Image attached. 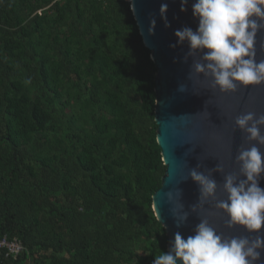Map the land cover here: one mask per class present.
Masks as SVG:
<instances>
[{"label": "trees", "instance_id": "16d2710c", "mask_svg": "<svg viewBox=\"0 0 264 264\" xmlns=\"http://www.w3.org/2000/svg\"><path fill=\"white\" fill-rule=\"evenodd\" d=\"M156 70L129 0H0V264H152Z\"/></svg>", "mask_w": 264, "mask_h": 264}, {"label": "clouds", "instance_id": "9594fccd", "mask_svg": "<svg viewBox=\"0 0 264 264\" xmlns=\"http://www.w3.org/2000/svg\"><path fill=\"white\" fill-rule=\"evenodd\" d=\"M130 11L135 12L134 3L129 0ZM187 0H181V12L186 10ZM168 5L159 8L161 18L166 19ZM192 16L197 27L177 29L174 36L178 44H187L188 58L193 59L191 72L211 80V87L221 93H233L237 88L264 84V60L256 59V35L264 30V0H195ZM167 26V25H166ZM155 27V19L150 21L149 33ZM171 45L170 47H175ZM202 53V55H201ZM180 85L178 91H185ZM235 127L246 134L252 146L238 150L236 163L238 173L224 175L222 191L226 199L214 204V209L227 217L226 227H238L247 236L225 237L209 222L205 205L216 201L218 188L213 173H223L217 164L207 174L199 171L200 165L191 168L190 179L198 187L197 203L190 206V212L202 218L193 229V234L185 238L181 232L174 234L167 253L155 256L152 264H259L264 252V188L259 186L264 178V115L253 112L235 118ZM173 200V193H165ZM179 195V192L176 193ZM189 211L173 209V221L177 228L188 220ZM254 237V238H250Z\"/></svg>", "mask_w": 264, "mask_h": 264}, {"label": "water", "instance_id": "95a60500", "mask_svg": "<svg viewBox=\"0 0 264 264\" xmlns=\"http://www.w3.org/2000/svg\"><path fill=\"white\" fill-rule=\"evenodd\" d=\"M131 2L135 5V12L131 11L133 19L156 70L153 89L155 138L165 171L160 188L151 197V207L168 238L166 252L177 231L187 238L202 218L190 212V206L197 203L199 192L198 187L188 179V173L197 164L200 165L198 170L205 174L217 164L224 169L223 173H213L218 188L216 201L205 205L206 211L212 213L208 216L209 222L225 237L249 235L238 227L227 228V217L216 211L214 204L226 199L222 191L224 175L238 173V150L249 148L254 143L248 142L246 134L235 127V118L247 112L264 115V84L237 88L233 93H221L211 87L210 79L191 72L193 59L198 60L199 54L184 62L188 46L186 43L178 44L174 32L184 27L196 29L197 21L191 11L195 0H187L183 12L180 10L181 0ZM162 3L168 5L166 19L159 14ZM152 19H155V27L150 34ZM255 48L257 61L264 60V30L257 33ZM180 85H185L186 90L178 91ZM261 133L264 134V128H261ZM261 151L264 152V148ZM259 186L264 188V178ZM168 192L173 193L171 202L165 195ZM179 205H183V211L190 214L186 223L177 228L172 213L173 209L179 211ZM260 235H264V229ZM259 264H264V252Z\"/></svg>", "mask_w": 264, "mask_h": 264}, {"label": "built area", "instance_id": "2783aa9c", "mask_svg": "<svg viewBox=\"0 0 264 264\" xmlns=\"http://www.w3.org/2000/svg\"><path fill=\"white\" fill-rule=\"evenodd\" d=\"M61 1V0H56ZM90 1V0H86ZM24 251L23 246L21 243L16 240H8L7 238L3 237L0 239V259L2 260H16L17 257Z\"/></svg>", "mask_w": 264, "mask_h": 264}]
</instances>
